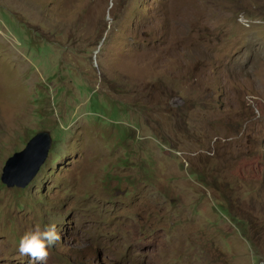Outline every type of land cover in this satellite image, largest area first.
I'll return each instance as SVG.
<instances>
[{
	"label": "rangeland",
	"instance_id": "rangeland-1",
	"mask_svg": "<svg viewBox=\"0 0 264 264\" xmlns=\"http://www.w3.org/2000/svg\"><path fill=\"white\" fill-rule=\"evenodd\" d=\"M36 224L47 264H264V0H0V264Z\"/></svg>",
	"mask_w": 264,
	"mask_h": 264
},
{
	"label": "water",
	"instance_id": "water-1",
	"mask_svg": "<svg viewBox=\"0 0 264 264\" xmlns=\"http://www.w3.org/2000/svg\"><path fill=\"white\" fill-rule=\"evenodd\" d=\"M52 145L50 131L38 132L22 151L14 153L7 160L1 175L2 183L9 189L27 188L45 164Z\"/></svg>",
	"mask_w": 264,
	"mask_h": 264
},
{
	"label": "clouds",
	"instance_id": "clouds-1",
	"mask_svg": "<svg viewBox=\"0 0 264 264\" xmlns=\"http://www.w3.org/2000/svg\"><path fill=\"white\" fill-rule=\"evenodd\" d=\"M60 240L61 235L56 224L44 227L36 224L18 237L16 248L20 256L28 257L36 264H47L49 247L54 246Z\"/></svg>",
	"mask_w": 264,
	"mask_h": 264
}]
</instances>
